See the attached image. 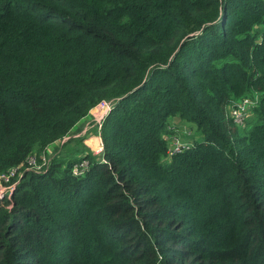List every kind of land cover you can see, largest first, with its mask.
Wrapping results in <instances>:
<instances>
[{
	"label": "trees",
	"instance_id": "16d2710c",
	"mask_svg": "<svg viewBox=\"0 0 264 264\" xmlns=\"http://www.w3.org/2000/svg\"><path fill=\"white\" fill-rule=\"evenodd\" d=\"M103 98L100 156L0 197V264H264V0H0V173Z\"/></svg>",
	"mask_w": 264,
	"mask_h": 264
},
{
	"label": "built area",
	"instance_id": "2783aa9c",
	"mask_svg": "<svg viewBox=\"0 0 264 264\" xmlns=\"http://www.w3.org/2000/svg\"><path fill=\"white\" fill-rule=\"evenodd\" d=\"M256 98L251 96H243L235 104L229 105V115L233 119V121L238 125H243L246 121V117L251 110L252 105L255 103ZM112 100L110 99H100L97 101L91 108L90 111L91 120L87 122L85 125V132H87L91 125L96 127V132L99 135V130L101 127L102 119L104 115L108 112L111 108ZM90 108V109H91ZM67 136H64L60 139L63 142ZM188 146V142H183L181 140H175L174 144L169 145L168 152L171 153L173 150L184 148ZM102 141L93 149V154L100 156L102 154ZM49 148L47 147L41 153L30 152L24 162H20L19 164L10 167L7 171L0 173V197L4 193H8L10 189H12L13 185L18 181L22 171L26 169H32L35 171L43 170L44 168L48 167L52 156L48 155L47 153ZM89 161L86 158H82L76 162H74L71 166V171L73 174H81L83 173L86 168L88 167ZM5 190L4 192H2Z\"/></svg>",
	"mask_w": 264,
	"mask_h": 264
},
{
	"label": "rangeland",
	"instance_id": "374dc122",
	"mask_svg": "<svg viewBox=\"0 0 264 264\" xmlns=\"http://www.w3.org/2000/svg\"><path fill=\"white\" fill-rule=\"evenodd\" d=\"M249 95V94H248ZM254 95V94H253ZM228 111H229V106L227 107ZM88 114L90 115V112H88ZM87 114V115H88ZM176 117V118H175ZM248 118V119H247ZM251 119H252V111L250 110L247 117H246V123L244 122V126L240 127L241 130L246 129L249 124H251ZM168 127L169 130H171L172 132H168L167 133V137L169 138V145L170 144H174V141L177 140H181L183 142H189L190 140H192L194 137H198L199 135L196 133L195 130V125L194 123L188 122L184 119L179 118L178 116H172L168 122ZM190 130H186L189 129ZM70 137V136H69ZM66 137V138H69ZM69 141L63 145V142H61L60 140L56 141L53 145L48 146L49 148V153H47L50 156H54V155H58V157H61L63 159H66L72 155H79L83 152V144L80 140L74 138L68 139ZM63 145V146H61ZM98 144H96L95 146H97ZM60 148V151H58ZM5 190H3L2 192H4ZM7 193V192H6ZM9 193V192H8ZM7 193V194H8Z\"/></svg>",
	"mask_w": 264,
	"mask_h": 264
},
{
	"label": "crops",
	"instance_id": "0c3cea01",
	"mask_svg": "<svg viewBox=\"0 0 264 264\" xmlns=\"http://www.w3.org/2000/svg\"><path fill=\"white\" fill-rule=\"evenodd\" d=\"M91 110L92 108L89 110V112ZM90 120H91V115L89 114L81 118L79 122L77 123L75 130L69 136H72V137L75 136V137L80 138L83 144L84 150L93 152V149L96 147L95 145L100 143L101 137L100 135L97 134L96 127L94 125H91L90 129L87 132H85L84 130L85 125H87V122H89ZM186 130H190V128Z\"/></svg>",
	"mask_w": 264,
	"mask_h": 264
}]
</instances>
